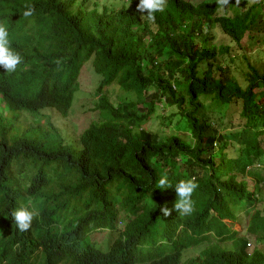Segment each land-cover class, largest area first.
I'll return each mask as SVG.
<instances>
[{"label":"trees","instance_id":"1","mask_svg":"<svg viewBox=\"0 0 264 264\" xmlns=\"http://www.w3.org/2000/svg\"><path fill=\"white\" fill-rule=\"evenodd\" d=\"M85 1L0 0V19L10 29L13 48L24 56L16 72L0 69V94L10 106L70 108L82 63L91 55L102 76L100 120L84 131L80 148L52 139L23 138L12 133L14 124H0V264H29L39 250L53 264L69 257L80 259L73 264H181L182 251L158 245L165 225L160 209L173 205L175 199L168 198L173 187L160 188L156 183L162 175L171 184L180 178L175 175V158L182 146L198 160L203 149L192 148L177 134L162 140L142 126L164 100V108L168 106L169 114L177 118L176 128H188L200 140L205 128L212 131L201 96L222 104L242 98L246 118H264V73L250 65L248 84L242 86L229 66L215 63L229 53V46L208 44L215 24L236 43L254 37L264 18V0L248 7L244 0H231L232 14L221 15L218 11L225 3L173 0V7L155 22L141 18L132 6L91 18L85 13ZM27 8L31 15L25 17ZM205 62L209 77L202 68ZM218 71L223 75L217 76ZM116 82L138 100L123 108L112 104L102 91ZM256 88L261 91L253 92ZM210 143L211 139L205 149ZM186 167L196 174L203 168L200 162ZM29 198L34 199L39 216L20 232L11 213ZM236 198L249 201L250 195L241 190ZM211 201L203 194L194 198L197 210L188 220L190 226L205 224ZM121 211L126 215V242L117 238L104 251L90 233L97 228L118 229ZM43 224L51 226L57 241L65 242L63 250L50 251L41 241ZM257 230H264V224ZM239 253L237 264H256L264 257L255 251L251 258L244 246ZM187 264L235 262L230 252L203 250L201 257Z\"/></svg>","mask_w":264,"mask_h":264},{"label":"clouds","instance_id":"2","mask_svg":"<svg viewBox=\"0 0 264 264\" xmlns=\"http://www.w3.org/2000/svg\"><path fill=\"white\" fill-rule=\"evenodd\" d=\"M81 1L82 0H79V2ZM88 1L90 0L85 1L83 7L88 11L85 13L88 14L91 18L104 13L106 10L118 11L121 8L132 6L135 7L140 13H142L141 18L146 16L148 21L155 22V19L159 14H163L173 7V0H120V2L113 4H122L118 7L110 6L108 4H102L99 0H93L94 6H92L91 8H85V5ZM183 1L196 5L195 3L202 0ZM214 1L220 2L218 0ZM230 2L227 3V0H221L220 3L225 4L218 11L219 15L226 13L225 11H231V9H228ZM23 15L25 17L31 15V8H27L25 11H23ZM206 26L207 25L205 24L203 26V29L206 28ZM216 27H219L221 31L224 34L228 35L233 41L232 37L228 33H226L219 24H215L211 29V35L209 37L208 44L215 46L227 45L229 46L230 53V44L218 45L212 42V39L215 36L214 29ZM256 30L257 28L255 29L254 34ZM197 34L198 32L196 33V35ZM159 36L166 39L164 35ZM246 37L252 38L249 36H245L243 39H245ZM243 39L239 43L240 45L243 42ZM199 46L200 43H196V47ZM168 50L169 47H165V53L163 56L164 58L167 57ZM223 57L224 56L220 55L217 62L215 63L223 66V62H220ZM88 60H92L93 68L96 72L94 57L91 55L82 63L78 76V87L73 93L70 108L68 107L65 110H61L55 106H42L37 109L13 108L4 100V98L0 94V105L4 109L3 112H0V124L4 123L6 126L14 124L15 127L12 125L14 127V131L12 133H19L20 135L25 136L23 138H34L39 140H42V138L52 139L53 143L55 144L80 148L81 137L84 131L96 121L91 122L86 128H84L80 137L78 138V141L75 142L74 138H65L62 133H60L50 124L47 111L57 110L58 113L64 117L69 114V112L73 109L74 104L77 102V95L79 93L78 90L81 91L79 77L83 65ZM23 61V54L16 47L13 48L11 44L9 27L5 22H2V26H0V69L9 73L16 72L17 69L22 65ZM226 66L228 65L223 66V68H226ZM202 68L204 70H207L204 71V74L209 77L211 73L208 70L209 68L207 67L206 62L202 64ZM220 72L224 73L223 71H218L216 75L218 76V73ZM101 80L102 76L100 75V82ZM100 82L97 88V93L101 96V94L98 92L101 84ZM121 88L125 90L123 87ZM125 91L127 95L135 94L127 90ZM260 91L261 90L257 88L253 90V92L258 93ZM74 95L75 102L73 104ZM204 97L207 96H201L200 99L203 101ZM129 102L130 101H128L124 97L119 103H111L115 106L123 108ZM161 102H164V100H162ZM212 102V105L206 104L204 102L206 107H208L205 110V114L206 117L210 119L212 131H210L208 128H205L204 134L200 140H197L188 128H176V130L183 132L185 131V133L179 134L177 132L171 134H177L178 136H180V139L184 141V143L188 142L189 145L194 149H203L202 159L198 160L196 156H193L192 154L186 152V146H182L183 150L175 158V161L177 162V166L175 167V175L179 176L180 178L173 184H171L167 176L162 175L156 183V186L160 188H166L169 186L173 187L172 193L168 198L175 199L173 205L165 204L164 207H161L160 209L165 217V225L160 230V235L158 236V245L163 246L164 248L167 247L169 250L177 249L178 252L182 251L181 264H187L190 259L201 257L203 250H206V254L211 252H230L235 264H237L240 259L241 254L239 252L242 246H244L245 251L249 255H251V258L255 257L252 255L255 251L261 252L264 255V252L259 248H255L254 250H250V248H248V246H251V242L248 241V238L246 237L247 235L243 232H246V230H248V234L250 236H253L255 241L260 238H264V230H257V227L264 224V118L262 116L259 117L258 115V118H253L252 116L250 118H246L243 110L244 100L239 97H237V99L232 103L228 104H222L220 101L213 100ZM239 102L242 103L240 116L244 120V123L238 126L236 129L228 128L229 125L224 123V115L226 113V110L229 109L232 105H235ZM162 107L164 108V104L162 105ZM165 108L169 107L167 106ZM211 109H213V113ZM24 112L32 114L35 118H39L42 123L45 124V127L42 128L41 126H39L37 128H28L22 126L20 115ZM213 116H218V120L214 121L212 119ZM151 117L149 119H151ZM172 117L175 116L173 115ZM37 132H44L46 133V135L38 136L35 134ZM183 136H188L190 137V139L184 138ZM164 138L161 139L163 140ZM210 139L211 143L208 149H205L207 148V143ZM66 141H71L75 145L67 144L65 143ZM198 162L201 163L203 168H201L200 171L197 172V174L191 168L186 167V163L194 164ZM241 190H246V192L249 193V201L238 200L236 198V195ZM202 194L207 198L212 197L214 201L210 202V208L207 213L208 217L205 224L196 228L190 226L188 224V220L197 210L196 205L194 204V198ZM215 194H218L219 197H213ZM212 215L215 216V218H213ZM34 216H39V209L37 208L34 199L29 198L26 203H22L20 207L13 209L11 213V220L15 222L18 231L24 232L29 229L31 223L34 220ZM120 219L122 221L119 223L118 229H94L90 233V239L104 251H107L109 245L117 238L120 239L121 243H125L126 238L123 228L126 225V222L124 221L126 219V215L122 211L120 213ZM231 222H233V226H239L240 229L233 227L235 228V230H232L230 226ZM68 223V221H65V224ZM61 225L62 224L59 223V226ZM102 230H107L114 235H111L108 238L107 242H102L94 239V232ZM39 237L41 241L48 246V249L50 251L60 252L64 249L65 242L56 240V235L51 230V226L43 224L39 231ZM196 248H200V250L198 252V255L193 256L190 253V250ZM69 258L71 259H63L60 264H73V260L77 262H79L80 260L73 257ZM262 258V261H258L256 262V264H264V257ZM145 262H148V259H146ZM29 264L53 263L47 260V255L44 251L39 250L36 252L34 259L30 261Z\"/></svg>","mask_w":264,"mask_h":264},{"label":"rangeland","instance_id":"3","mask_svg":"<svg viewBox=\"0 0 264 264\" xmlns=\"http://www.w3.org/2000/svg\"><path fill=\"white\" fill-rule=\"evenodd\" d=\"M97 1V0H96ZM102 4H108L110 6L118 7L122 4L114 3L120 2V0H99ZM221 2V0H218ZM258 0H244V7H248L251 4L257 2ZM94 1L90 0L85 5V8H91L94 6ZM230 0H227V3ZM229 11V10H228ZM232 13V11H229ZM255 36L252 38H245L241 45L235 43L231 38L224 34L219 27L214 29V38L212 39L213 43L218 45L220 44H230L231 51L229 54L224 55L220 62H223L222 65H228L231 70V76L235 77L242 85L247 84V73L251 70L250 64H253L255 68L264 73V18L259 26L256 27ZM207 71V70H205ZM208 74V73H206ZM223 75V73H218V76ZM80 88L77 95V102H75V95L73 104V109L69 114L64 117L58 113L57 110H49L47 114L49 116L50 124L58 130L60 133L65 136V138L71 137L74 138L75 142L78 141L82 131L86 128L91 122L100 120L99 110L97 109V104L100 101V95L97 93V88L100 82V75L94 71L92 60H88L82 67L81 74L79 77ZM77 91V92H78ZM76 92V93H77ZM103 93L108 97V99L113 103H119L124 97L128 101H137V96L135 94L127 95L126 91L123 90L117 83H112L107 85L103 90ZM203 101L206 104L212 105L211 97L207 96L203 98ZM164 102H159L157 109L154 111L151 119L145 121L143 127L156 132L161 138L169 136L172 133L183 134L185 131L176 130L177 118L172 117L170 113V108H163L162 105ZM242 103L239 102L235 105H232L229 109L226 110L224 115V123L229 125L228 128L236 129L238 126L244 123V120L240 116V109ZM4 109L0 105V112H3ZM212 119L218 120V116H213ZM21 125L33 128L45 127V124L39 118H35L32 114L24 112L20 115ZM38 136H45L44 132L35 133ZM184 138L190 139L188 136H183ZM67 144H73L71 141L65 142ZM75 145V144H73ZM232 230L239 228V226L234 225L231 222ZM238 231V230H237ZM239 232V231H238ZM248 238V241L251 242L250 250L259 248L264 252V238H260L255 241L253 236L248 234V230L243 231ZM240 233V232H239ZM114 234H111L107 230L94 232L93 238L107 242L108 238ZM200 248L190 250V253L194 256L198 255Z\"/></svg>","mask_w":264,"mask_h":264}]
</instances>
